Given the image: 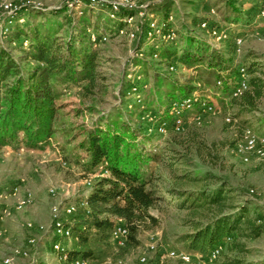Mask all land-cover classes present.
Here are the masks:
<instances>
[{"label":"trees","instance_id":"obj_1","mask_svg":"<svg viewBox=\"0 0 264 264\" xmlns=\"http://www.w3.org/2000/svg\"><path fill=\"white\" fill-rule=\"evenodd\" d=\"M222 1L226 22H251V13L263 9L255 4L245 9L238 0ZM172 5L173 2L166 1L153 12L165 34L170 30L179 33L175 22L169 21L174 15ZM128 14L132 12L122 11L115 21L108 16L105 21L99 14L94 24L90 16L84 15L79 18L77 36H71L66 42L59 40L60 27L52 28L46 24L47 16L43 10H33L32 24L26 27L15 23L8 42L11 46L5 48L0 44V149L20 144L29 150H39L49 143L57 133L56 124L61 111L59 86L83 84L87 96L99 86L100 52L90 41L89 31L100 34L116 28L118 33L125 27L122 19ZM108 21L114 25L110 27ZM151 31L148 27L143 41L145 47H136L138 55L134 59L135 65H140L144 73L154 71L151 99L144 101L140 111H149L155 116L157 130L166 124L176 145L187 147V142L180 141L185 137L189 144L195 143L194 131L184 134L174 129L171 107L174 102L199 90L194 85L197 81L225 95L232 91L243 67L249 75V90L238 98H231V104L238 108L233 119L235 121L257 109L264 96V80L257 75L260 71L258 62H251L248 66L244 62L234 64L224 50L210 47L191 29L185 36L181 34V38L152 41L155 49L148 52ZM21 39L28 41L27 48L19 45ZM174 43L178 46L173 47ZM234 46L237 53L236 40ZM14 53L21 55L16 58ZM147 54V57H156L158 65L165 69L154 70L151 62L145 59ZM32 62L34 64L30 66ZM21 63H24L23 68ZM171 66H175L176 71L181 68L195 73L179 80L170 70ZM140 106H135L136 110ZM131 118L116 114L105 125L99 118L93 127L84 130V138L77 143L76 148L85 153V158H78L82 160L85 173L107 164L110 176L96 179L87 198V207L77 206L76 212L69 217L73 238L78 242V248L69 251L70 258L80 257L90 264L123 260L141 244L140 232L159 223L158 218L150 213L151 209H159L162 202L169 201L180 210H186L191 217L194 231L179 239L185 250L206 256L214 246L223 244L224 251L214 264H256L243 255L248 252L246 241L264 234V214L252 208L251 201L240 200L243 194L227 180H216L208 172L200 175L181 170L178 155L164 157L156 150L146 149L139 139L147 142L151 134L132 124ZM259 121L264 124V119ZM241 125L245 129L251 128L248 120ZM151 160L161 163L165 180L146 174L145 166ZM116 218L122 219L129 229L128 241L118 249L112 243Z\"/></svg>","mask_w":264,"mask_h":264},{"label":"rangeland","instance_id":"obj_2","mask_svg":"<svg viewBox=\"0 0 264 264\" xmlns=\"http://www.w3.org/2000/svg\"><path fill=\"white\" fill-rule=\"evenodd\" d=\"M134 1L140 7L137 9L138 12H132L131 21L123 19L125 24L123 28L126 32L117 33L118 29L111 28L106 31L108 40L94 46L100 52L98 72L101 76L99 86L94 93L85 95L83 84L59 86L62 92L59 100L61 111L56 124L57 133L49 143L39 150H29L20 144L0 149V211L8 209L12 213L10 217L0 222L6 231L4 238L0 241V262L6 255L11 254L14 248L25 247L27 239L34 237L37 244L31 249V256L15 258L12 264H65L58 259L52 248L57 238L51 232V208L55 204L63 207L67 204L79 203L86 196L90 187L86 180L90 177L89 180L94 182L97 178L90 176L93 172L85 173L82 160H78V158H85V153L76 148L77 143L84 138V130L93 127L99 118L105 125L116 114H121L126 119L132 117V124L144 128L146 134H151V139L147 142L143 141V138L139 139L140 142H144L146 149L156 150L164 157L170 154L178 155L181 158V170L200 175L208 172L215 176L216 180L219 178L227 180L233 188L243 194L240 200L251 201L252 208L264 214V171L255 161L244 163L234 153V147L242 139L245 131L241 125L244 120H248L251 128L257 133L264 134V124L259 121L264 119V96L254 112L237 117L234 121L233 116L238 113V108L231 104V90L223 95L220 90H211L202 81H197L194 85L200 89L194 93L211 101L216 111L213 114L205 113L200 122H188L180 132L185 134L189 130L194 131L195 143L189 144L185 137L180 141L187 142V147L178 146L172 142V134L158 132L155 116L149 111L146 113L140 111L144 101L151 99L154 71L144 73L140 65H135L134 59L138 55L136 47H145L143 41L152 22L151 14L162 3L169 0ZM170 1L173 2V22L179 32L176 33L178 38L181 34L185 36L188 29H191L197 32L210 47L224 50L227 56H231L234 64L244 62L248 66L251 62H258L260 71L257 75L264 80V21L258 17L259 9L251 13L252 17L249 18L251 22L233 23L223 19L225 6L222 0ZM62 2L63 0H0V8L3 3L13 4L19 8L18 15L12 24H6L7 14L0 9V44L9 48L11 45L8 42L15 23L18 22L24 27L32 24L31 13L37 8L44 9L48 26L60 27L59 40L66 42L71 36H77L80 19H69L63 10ZM254 4L264 8V0H254L251 5L246 3L241 6L249 9ZM106 10L89 9L86 15L90 16L92 24L97 21L99 14H102L107 21ZM142 10L143 12L140 13ZM57 11L61 13H53ZM21 19L22 21H19ZM204 20L209 21L220 32L226 31L227 39L220 43L211 40L208 33L200 26ZM108 24L110 27L114 25L109 21ZM111 35L114 36L110 37ZM240 37L243 42L241 52L237 54L234 41ZM155 40L158 38H151L148 41L149 45L146 48L148 52L155 49V43L152 42ZM19 45L28 47L24 39H21ZM12 46L16 45L12 44ZM172 46L178 45L174 43ZM20 55V53H14L16 58ZM148 55L143 58L151 62L154 70L158 68L163 70L164 66L158 65V59L147 57ZM30 64L32 66L34 63ZM21 66L23 68L24 63H21ZM173 73L179 80H185L195 72L179 68ZM135 90H140L139 95L134 94ZM138 96L142 100L141 103L137 102ZM137 105H141L139 110L135 108ZM228 117L232 118L231 122H228ZM21 147H25L24 152L20 150ZM171 149L174 151H170ZM145 171L148 175L166 179L160 162L151 160L145 166ZM51 188L55 189V196L50 193ZM27 191L33 193L34 203L24 210H15L16 202ZM167 197L169 200L170 196L167 195ZM150 213L158 218L159 223L140 232L141 244L123 258V264H142L139 261V254L145 250L146 244L152 238L164 249L185 250L184 244L179 239L182 235L194 231L187 211L180 210L174 203L169 204V201H164L159 209H151ZM27 222L44 225L47 231L28 230ZM61 241L68 251L78 248L75 238H61ZM246 243L248 252L243 257L250 262L264 264V234L259 238L249 239ZM105 264H117V262L110 260ZM166 264L185 263L170 260Z\"/></svg>","mask_w":264,"mask_h":264},{"label":"built area","instance_id":"obj_3","mask_svg":"<svg viewBox=\"0 0 264 264\" xmlns=\"http://www.w3.org/2000/svg\"><path fill=\"white\" fill-rule=\"evenodd\" d=\"M240 4H252L254 0H238ZM63 10L65 11L69 19H79L80 17L86 15L89 9H107V16L115 21L119 19V14L122 11L126 12H138L140 7L134 0H117L115 2H110L109 0H63ZM62 8V6H61ZM3 12L7 14L5 22L6 24H12L16 15H18V6L8 3L1 4L0 8ZM43 10V8H37ZM143 10L140 12L142 13ZM152 22L149 24L151 28V33H149V38H158L160 40H174L177 38L176 31L170 30L168 33L163 32L162 26L159 24L158 18L151 14ZM258 17L264 21V8L258 13ZM123 19L131 21L133 15H125ZM122 19V21H123ZM18 21V20H17ZM19 21H22L19 20ZM169 21L173 23L174 15L169 17ZM201 28L208 33L211 40L217 41L218 43L225 41L227 39L226 31L220 32L214 26L210 25V22L204 20L200 24ZM125 29L121 28L119 33H125ZM134 36V33H132ZM90 41L94 46L105 42L108 40V35L106 31L96 34L93 31H89ZM243 39H236V52L237 54L241 52V44ZM28 41H25L27 44ZM171 71H176L175 66L170 67ZM248 73L245 68L240 69V75L236 81L232 91L231 98H238L242 96L246 91L249 90L248 83ZM219 84H221L219 82ZM140 92H134L138 94ZM139 95V94H138ZM141 98L138 96L137 102L141 103ZM214 104L204 99L202 96L193 93L192 95L182 99L179 102H174L171 107V114L174 116V129L177 132L183 131L185 125L190 121L200 122L203 115L215 113ZM148 117V114H147ZM191 119V120H190ZM228 122L232 121L231 117L227 118ZM160 133H167L166 124H163L157 130ZM25 147H21L22 152L25 151ZM235 155L244 163H250L255 161L264 171V134L257 133L252 128H247L243 132L242 139L234 147ZM95 178H101L105 176H110V171L108 170L107 164L100 165L96 170L90 175ZM90 178V177H89ZM86 180L87 184L90 186L91 190L93 182ZM50 193L55 196L56 192L54 188L50 189ZM253 193V191L251 192ZM88 195H86L79 203H71L66 206H61L60 204H55L51 208V232L56 236V240L52 244L53 251L56 253L58 259L65 264H90L86 259L76 257L71 259L70 254L66 246L62 243L61 238L71 239L73 238L71 226L69 225V217L73 215L77 206L87 207ZM34 203V195L32 192L27 191L23 196H21L15 204V210L21 211L26 207ZM11 211L6 209L0 211V222L4 221L6 218L11 216ZM264 224V220L262 222ZM26 227L28 230H37L39 232H46L47 229L44 225H36L33 222H27ZM5 229L0 225V241L5 236ZM129 238V229L125 225L124 221L120 218H116L115 225L112 231V243L118 249L126 244ZM230 238H228L229 240ZM37 240L34 237H29L27 239V245L25 247H16L12 250L11 254L7 255L2 259L0 264H12L15 258H29L31 256V249L35 247ZM224 251V245L218 244L214 246L210 252L203 256L200 253H194L183 249H164L158 244L154 238L150 240L145 246V250L140 252L139 261L142 264H166V262L173 260L179 261L185 264H193L197 262L198 264H214V262L220 257ZM117 264H123V260L117 261Z\"/></svg>","mask_w":264,"mask_h":264},{"label":"crops","instance_id":"obj_4","mask_svg":"<svg viewBox=\"0 0 264 264\" xmlns=\"http://www.w3.org/2000/svg\"><path fill=\"white\" fill-rule=\"evenodd\" d=\"M4 148H7V147H4ZM90 192H91V190L89 189V190L87 191V194H86V195L89 196ZM6 256H7V255H6ZM6 256H5V257H6Z\"/></svg>","mask_w":264,"mask_h":264}]
</instances>
